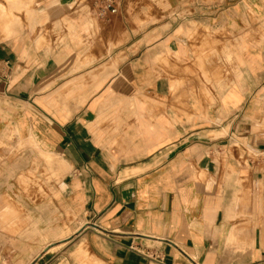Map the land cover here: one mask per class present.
Instances as JSON below:
<instances>
[{
    "label": "crops",
    "instance_id": "0c3cea01",
    "mask_svg": "<svg viewBox=\"0 0 264 264\" xmlns=\"http://www.w3.org/2000/svg\"><path fill=\"white\" fill-rule=\"evenodd\" d=\"M159 1L1 4L0 264H264V0Z\"/></svg>",
    "mask_w": 264,
    "mask_h": 264
},
{
    "label": "rangeland",
    "instance_id": "374dc122",
    "mask_svg": "<svg viewBox=\"0 0 264 264\" xmlns=\"http://www.w3.org/2000/svg\"><path fill=\"white\" fill-rule=\"evenodd\" d=\"M11 1H17L18 6L15 9H12V11L10 13H9V11L5 12L6 18L8 19V22H11V17H13L18 21L17 25H18V27H20L19 29H22L23 26L31 29L34 26V24L36 23V18L39 15L35 12V10L40 9L43 6L42 4L45 3L47 0H11ZM79 1L82 3L87 2V0H79ZM153 1L154 0H151L152 3L148 7L150 13L153 12L154 5H156L158 9L161 8L163 14L166 12H169V6L167 5V3L161 4L159 0L157 2H153ZM6 3H7V0H0V5L6 4ZM1 20H3V18L0 19V29H11L10 27H4V25H2V23H1ZM129 21H130V24H133L135 26L139 25L137 18L130 17ZM153 22H154V19L152 17L146 18L145 22H141V25H147L148 26L149 24H152ZM11 23H13V22H11ZM27 25H28V27H27ZM13 29H16V28H13ZM19 148H23V147H19ZM0 231H2L3 233H6L8 235L14 236L17 234L25 233L26 229H25V227H22V226H16V225H9L8 224V225L0 226ZM67 234H69V232H67ZM13 244L14 243L9 242V243H7L6 247H3V249H2L3 250L2 251L3 264H6V262L9 259V256L13 254L12 253L13 252ZM19 244L25 246L27 243H19ZM34 250H36V247Z\"/></svg>",
    "mask_w": 264,
    "mask_h": 264
},
{
    "label": "built area",
    "instance_id": "2783aa9c",
    "mask_svg": "<svg viewBox=\"0 0 264 264\" xmlns=\"http://www.w3.org/2000/svg\"><path fill=\"white\" fill-rule=\"evenodd\" d=\"M118 0H94L95 13L100 19H106L116 13Z\"/></svg>",
    "mask_w": 264,
    "mask_h": 264
},
{
    "label": "bare ground",
    "instance_id": "6f19581e",
    "mask_svg": "<svg viewBox=\"0 0 264 264\" xmlns=\"http://www.w3.org/2000/svg\"><path fill=\"white\" fill-rule=\"evenodd\" d=\"M5 8L0 5V12H4Z\"/></svg>",
    "mask_w": 264,
    "mask_h": 264
}]
</instances>
